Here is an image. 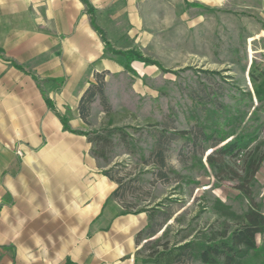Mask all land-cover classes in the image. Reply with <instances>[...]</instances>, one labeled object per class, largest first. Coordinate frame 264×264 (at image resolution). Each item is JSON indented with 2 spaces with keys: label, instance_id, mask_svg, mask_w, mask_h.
Listing matches in <instances>:
<instances>
[{
  "label": "rangeland",
  "instance_id": "1",
  "mask_svg": "<svg viewBox=\"0 0 264 264\" xmlns=\"http://www.w3.org/2000/svg\"><path fill=\"white\" fill-rule=\"evenodd\" d=\"M244 3L248 1L211 5L150 0L134 24L123 18L122 33L107 26L116 48H107V54L122 62V70L102 72L103 92H96L89 105L84 132L107 135L111 128L122 129L125 139L119 131L103 146L109 163L94 154L99 146L92 143L98 164L123 177L132 209L173 213L149 243H140V264H149L145 260L150 253L164 244L170 248L185 236V241L200 242L219 238L224 230L234 229L248 210V199L236 188L237 182L218 176L207 160L212 142L222 132L264 137V108L249 76L253 65H264V35L259 32L264 20L258 8L249 9ZM117 49L123 53H115ZM128 49L150 61L134 59L128 69L124 54ZM66 116L62 118L68 120ZM197 125L210 135L207 139H196L194 133L174 138L176 131H193ZM159 132L164 134L159 146L164 168L156 155ZM231 162L239 168V159ZM161 170L165 177L159 175ZM252 189L264 213V161ZM256 240L261 257L248 254L242 264L264 260V232Z\"/></svg>",
  "mask_w": 264,
  "mask_h": 264
},
{
  "label": "crops",
  "instance_id": "2",
  "mask_svg": "<svg viewBox=\"0 0 264 264\" xmlns=\"http://www.w3.org/2000/svg\"><path fill=\"white\" fill-rule=\"evenodd\" d=\"M147 1L88 0L113 49L107 26L122 33L123 18L134 24ZM243 1L264 20V0ZM0 54V264H140L136 234L147 214L122 213L110 199L117 182L88 136L72 131H87L79 104L96 74L122 70L88 6L0 0Z\"/></svg>",
  "mask_w": 264,
  "mask_h": 264
},
{
  "label": "trees",
  "instance_id": "3",
  "mask_svg": "<svg viewBox=\"0 0 264 264\" xmlns=\"http://www.w3.org/2000/svg\"><path fill=\"white\" fill-rule=\"evenodd\" d=\"M82 1L88 6L92 14V25L105 40L106 48L113 49L106 39L104 31L96 24L93 7L88 0ZM115 53L122 54L123 52L115 50ZM124 54L128 69H131L130 62L134 59L144 62L150 61L135 51L129 50ZM249 76L254 87L255 97L264 108V65H253ZM96 79H98V82L92 83L80 99L79 110L84 119L88 117L89 105L96 92H103V73H97ZM249 95L252 96V93L249 92ZM46 101L49 106L54 107L49 98L46 97ZM62 121L65 128L71 130L67 120L62 118ZM194 129L193 131H176L174 138H184L190 133H194L196 139L198 137L207 139L210 136L201 125H197ZM72 131L77 132L76 130ZM119 131L122 132L120 133L121 138L125 139L126 133L119 128H111L107 131V135L101 134L98 131L94 133L79 131L78 133L87 135L92 143H96L99 148L94 149V154L104 158L105 162L109 163L111 160L106 156L103 146L110 144L112 141L111 136L116 135ZM163 135L162 132H159L157 135L158 148L156 149V155L159 157V165L164 168L166 162L163 157V149L159 147ZM258 139V136L252 134H228L222 132L212 142L210 146L212 151L207 155L208 163L216 171V174L235 180L237 182L236 188L248 199V210L241 216L236 227L231 230H224L219 238H211L205 242L197 240L185 241L187 239V236H185L184 240L174 243L170 248L164 244L163 249L149 254L145 260L146 263L186 264L193 260H200L204 264H242L248 254L258 258L261 257V249L257 244L256 236L264 232V213L260 210L252 189V182L264 161V137L261 140L259 139L260 141ZM253 143H256L255 146H253ZM241 154L242 156L239 158ZM234 157L239 159V168L231 162V159ZM104 173L118 184L117 188L112 192L110 199H119L118 201H121L123 214L148 212L149 223L136 234V242L140 244L143 240H146L145 243H149L173 217V213L159 208L142 207L132 209L130 200L126 198L127 188L123 186V177L117 176L111 170H105ZM158 173L161 177L166 176L162 170ZM261 264H264V260Z\"/></svg>",
  "mask_w": 264,
  "mask_h": 264
},
{
  "label": "built area",
  "instance_id": "4",
  "mask_svg": "<svg viewBox=\"0 0 264 264\" xmlns=\"http://www.w3.org/2000/svg\"><path fill=\"white\" fill-rule=\"evenodd\" d=\"M19 153H20V151H19Z\"/></svg>",
  "mask_w": 264,
  "mask_h": 264
}]
</instances>
